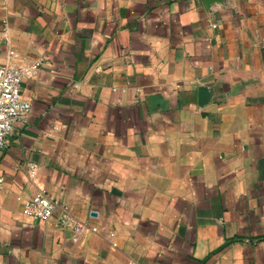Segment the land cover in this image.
I'll list each match as a JSON object with an SVG mask.
<instances>
[{
	"label": "crops",
	"instance_id": "1",
	"mask_svg": "<svg viewBox=\"0 0 264 264\" xmlns=\"http://www.w3.org/2000/svg\"><path fill=\"white\" fill-rule=\"evenodd\" d=\"M38 58L0 264H264V0H0V64ZM37 187L76 239L22 214Z\"/></svg>",
	"mask_w": 264,
	"mask_h": 264
},
{
	"label": "built area",
	"instance_id": "2",
	"mask_svg": "<svg viewBox=\"0 0 264 264\" xmlns=\"http://www.w3.org/2000/svg\"><path fill=\"white\" fill-rule=\"evenodd\" d=\"M9 53L14 55V49H10ZM40 64V58L25 64L13 61L0 64V149L7 143V136L14 120L30 109V102L21 96V81L24 77L31 76ZM28 171L30 177L33 176L35 164L32 163ZM55 210H58V226L70 228L72 238L76 239L83 228V223L69 212L66 203L51 196L45 188L37 187L21 202L22 214L32 219H47ZM89 212L92 213L93 210Z\"/></svg>",
	"mask_w": 264,
	"mask_h": 264
},
{
	"label": "water",
	"instance_id": "3",
	"mask_svg": "<svg viewBox=\"0 0 264 264\" xmlns=\"http://www.w3.org/2000/svg\"><path fill=\"white\" fill-rule=\"evenodd\" d=\"M204 1V4L207 6V7H210V5L214 4V3H220V2H223L224 0H203Z\"/></svg>",
	"mask_w": 264,
	"mask_h": 264
}]
</instances>
